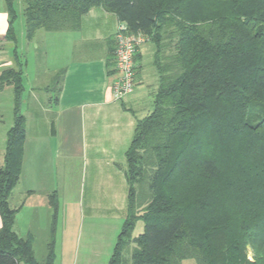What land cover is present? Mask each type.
I'll return each mask as SVG.
<instances>
[{
    "label": "trees",
    "instance_id": "trees-1",
    "mask_svg": "<svg viewBox=\"0 0 264 264\" xmlns=\"http://www.w3.org/2000/svg\"><path fill=\"white\" fill-rule=\"evenodd\" d=\"M5 2L14 18L13 0ZM23 3L28 41L38 30L76 31L101 7L153 46L158 86L125 152L127 217L108 264H127L126 245L129 264H264V0ZM13 70L0 76L15 96L0 169V264H54L55 196L42 262L32 236L13 231L8 198L25 140L21 72ZM138 221L143 231L132 237Z\"/></svg>",
    "mask_w": 264,
    "mask_h": 264
},
{
    "label": "crops",
    "instance_id": "crops-1",
    "mask_svg": "<svg viewBox=\"0 0 264 264\" xmlns=\"http://www.w3.org/2000/svg\"><path fill=\"white\" fill-rule=\"evenodd\" d=\"M15 4L13 0V18L0 0V75L5 68L19 70L23 91L24 81L32 86L56 82L57 88L50 116L35 114L29 121L22 114L21 174L8 198L17 211L13 231L32 236L33 252L41 239L47 254L54 214L50 200L55 196L54 264H108L127 217L125 152L136 120L151 112L158 86L153 47L146 42L138 49L134 90L116 101L111 91L113 50L121 23L115 14L94 7L81 18L78 30H38L28 41L24 3L22 23ZM18 37L26 42L22 51ZM29 59L39 63L34 72ZM46 254L37 260L34 252L35 260L42 262Z\"/></svg>",
    "mask_w": 264,
    "mask_h": 264
},
{
    "label": "rangeland",
    "instance_id": "rangeland-1",
    "mask_svg": "<svg viewBox=\"0 0 264 264\" xmlns=\"http://www.w3.org/2000/svg\"><path fill=\"white\" fill-rule=\"evenodd\" d=\"M16 10L19 14L18 22L22 23V8L23 3L22 0H16ZM17 22V23H18ZM18 34V33H17ZM147 37V42H149V37ZM19 46L21 48V51L23 49V46L26 45V42L18 37ZM150 43V42H149ZM151 45V44H150ZM149 47H153L152 45ZM147 59V58H146ZM145 59V65L146 69H148V63ZM30 67H32L33 72L36 69H38V61L36 59H29ZM10 69L5 68L2 70V73L8 72ZM14 72L17 71V69L13 70ZM1 76V75H0ZM7 75L5 76V78ZM46 80L48 78L44 76ZM56 88L57 84L56 82H53L51 84H47L45 86H32L27 81H24V91L21 95V104H20V113L24 114L27 120L33 121L35 118V114L38 115H47L50 116L51 112L53 111L54 107V101L56 97ZM14 89L11 85H7L6 82L0 81V169L3 167L2 158H4V152H5V141H6V132L8 129L12 126L13 123V110H14ZM143 231V225L142 223H137L135 225V228L132 232V237L137 236L138 234H141ZM42 240L39 239L38 242L35 245V257L37 260H41L46 254V247L45 243L41 242ZM130 249L126 245L124 249L121 251V257L124 261H126L127 264L130 263L129 256H130ZM247 257L249 260L252 259V252L251 249L247 248ZM183 264H196L195 260L190 259L183 262Z\"/></svg>",
    "mask_w": 264,
    "mask_h": 264
},
{
    "label": "built area",
    "instance_id": "built-area-1",
    "mask_svg": "<svg viewBox=\"0 0 264 264\" xmlns=\"http://www.w3.org/2000/svg\"><path fill=\"white\" fill-rule=\"evenodd\" d=\"M147 42L143 34L129 33L125 24L118 26L114 36L113 62L116 78L111 85L113 99L120 101L130 95L135 86L134 58Z\"/></svg>",
    "mask_w": 264,
    "mask_h": 264
}]
</instances>
